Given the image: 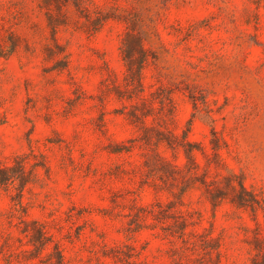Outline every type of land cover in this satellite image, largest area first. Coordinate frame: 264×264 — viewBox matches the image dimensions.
Masks as SVG:
<instances>
[{"label":"rangeland","instance_id":"374dc122","mask_svg":"<svg viewBox=\"0 0 264 264\" xmlns=\"http://www.w3.org/2000/svg\"><path fill=\"white\" fill-rule=\"evenodd\" d=\"M9 38L0 264L264 250V0H0Z\"/></svg>","mask_w":264,"mask_h":264},{"label":"trees","instance_id":"16d2710c","mask_svg":"<svg viewBox=\"0 0 264 264\" xmlns=\"http://www.w3.org/2000/svg\"><path fill=\"white\" fill-rule=\"evenodd\" d=\"M8 41L9 42L7 44L0 46V56H7L14 51V49L16 47L14 41L11 38H9ZM241 189L244 193H241L239 195V203L241 205H250L252 208H255V205L258 203V201L254 200V198H253L254 196L252 195V193H249L248 191H246L242 185H241ZM245 195H248V197H250V198H246ZM40 239H42V238H40ZM8 264H13V263L8 262ZM19 264H23V263L19 262ZM29 264H37V263L29 262ZM55 264H64V263L62 262L61 259H59L57 261V263H55ZM250 264H264V250L261 251L255 258H253L251 260Z\"/></svg>","mask_w":264,"mask_h":264}]
</instances>
